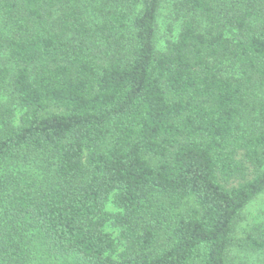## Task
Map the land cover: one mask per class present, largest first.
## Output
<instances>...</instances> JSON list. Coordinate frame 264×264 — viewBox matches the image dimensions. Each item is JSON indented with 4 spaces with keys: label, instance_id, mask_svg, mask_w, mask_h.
<instances>
[{
    "label": "trees",
    "instance_id": "1",
    "mask_svg": "<svg viewBox=\"0 0 264 264\" xmlns=\"http://www.w3.org/2000/svg\"><path fill=\"white\" fill-rule=\"evenodd\" d=\"M163 1L0 0V264H228L264 192V0H172L160 50Z\"/></svg>",
    "mask_w": 264,
    "mask_h": 264
},
{
    "label": "rangeland",
    "instance_id": "2",
    "mask_svg": "<svg viewBox=\"0 0 264 264\" xmlns=\"http://www.w3.org/2000/svg\"><path fill=\"white\" fill-rule=\"evenodd\" d=\"M171 5L172 0H164L159 13L157 47L160 50H165L167 40L173 39L177 36L180 29L179 21L173 18ZM0 97L8 100V93L0 94ZM23 112L24 111L20 107L16 108L15 122H18L19 117ZM108 209L112 212H117L119 210L112 200L108 203ZM120 228L121 227L112 222H109L106 225V231L117 241V251L113 254L115 258L122 249H124L125 240L120 236ZM261 232H264V192L254 198L244 208L241 216L236 222L234 228L235 240L231 245L227 256L228 264H264V253H255L244 245L248 233L258 235Z\"/></svg>",
    "mask_w": 264,
    "mask_h": 264
}]
</instances>
